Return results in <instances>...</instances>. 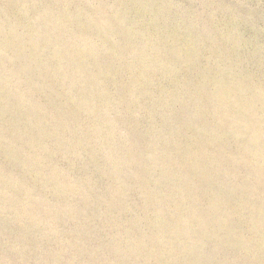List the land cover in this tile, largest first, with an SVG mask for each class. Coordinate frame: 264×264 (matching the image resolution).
<instances>
[{"label": "rangeland", "instance_id": "1", "mask_svg": "<svg viewBox=\"0 0 264 264\" xmlns=\"http://www.w3.org/2000/svg\"><path fill=\"white\" fill-rule=\"evenodd\" d=\"M0 264H264V0H0Z\"/></svg>", "mask_w": 264, "mask_h": 264}]
</instances>
